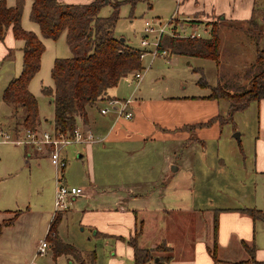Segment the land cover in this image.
<instances>
[{
  "label": "crops",
  "instance_id": "1",
  "mask_svg": "<svg viewBox=\"0 0 264 264\" xmlns=\"http://www.w3.org/2000/svg\"><path fill=\"white\" fill-rule=\"evenodd\" d=\"M59 1L89 3L91 0ZM169 1H172L174 9L168 15L169 18L171 16L175 18L176 31L179 30L177 27L181 30L189 27L196 31L201 27L205 37L208 38L211 23H216L217 34L221 39L223 38L221 35L226 30L237 27L242 30V27L249 25L250 21L256 26L253 15L264 2V0ZM30 5L31 0H29ZM23 18L22 11V21ZM150 20L160 22L156 19ZM227 24H230L228 28H226ZM247 38L249 40V36ZM257 41L258 46L264 49L261 47L260 36ZM246 44H250V41ZM22 46L23 41L14 39L11 31L8 30L3 41H0V63L14 60L16 65L15 57L18 54L20 70ZM9 50L11 54L6 57ZM127 76L120 81L127 79ZM115 87L108 89L104 98L100 100L101 106L97 107L99 121L90 114V110L96 108L95 105L86 107L85 117L76 118L78 127L90 130L95 136L93 143L80 144L72 151L76 152L77 159L84 158L88 153L92 174L88 173L86 180L78 181V184L87 182L86 185H78L84 189L85 195L71 199L70 203L68 201L66 210L56 213L53 211L51 214L52 218L53 215L59 214V221L55 227L57 238L73 246L82 257L94 252V264H100L99 259L102 264H133V250L125 241L134 235L136 229L140 230L137 238L138 248L155 249L160 246V250L153 255L156 257L155 261L169 256L168 261H163V264H264V220H262L264 214L259 205L252 203L240 207H227L226 204L219 203L211 206L209 202L210 207H200L201 194L205 190H213L216 183L214 179H210V172L218 168L219 172L223 173L226 168L224 157L217 154L209 156L205 152L206 149L204 150L206 142L213 137L209 129L213 130L216 123L193 127L217 115L214 104L207 102L209 104L203 106L204 103L189 102L194 104L187 105L183 102L173 103L158 99L150 103L140 97H131L133 112L131 120L116 118L112 113L99 114V109L104 107L106 99L119 98V94H108L109 90ZM257 106L264 108V99L258 101ZM203 107H206V111H203ZM23 117L20 115L19 121L12 120L4 127L8 129L11 127L12 131L16 123L20 124ZM48 125L51 126V121H48ZM39 127L41 128L40 122ZM186 141L196 142L195 144L201 145L203 150L199 151L195 146L197 150L180 151L182 145L183 148L193 146V144L186 145ZM94 144L97 146H92ZM93 147L102 155L109 154L112 158L115 156L110 164L121 165L116 171L115 168L110 170L111 174L115 173V178L110 180L107 177L95 178ZM25 152L27 151L24 148L23 155ZM62 155L67 162L68 154L62 150ZM248 155H251L254 173L264 174V139H260L257 135L253 141V151ZM40 157L48 159L45 155ZM64 172V169L60 175L56 172V177L62 184L67 179L62 174ZM219 189L226 192V179ZM250 206L256 208L253 210L260 211L262 218L253 217L244 211L245 208L252 209ZM19 214L13 222L21 216ZM75 221L78 225H82L81 231L87 228L92 237L101 241L102 252L99 256L87 245L82 244L84 249L80 248L81 242H77L76 233L73 232ZM49 224L45 228V235ZM86 240L89 241L90 237L87 236ZM47 245L48 249L53 250L49 242ZM244 245L253 250L252 256ZM163 248L167 251H163ZM46 254L47 249L44 255ZM62 259L66 262L64 263ZM49 260L48 264L74 262L77 264L72 256L54 255L53 251Z\"/></svg>",
  "mask_w": 264,
  "mask_h": 264
},
{
  "label": "rangeland",
  "instance_id": "2",
  "mask_svg": "<svg viewBox=\"0 0 264 264\" xmlns=\"http://www.w3.org/2000/svg\"><path fill=\"white\" fill-rule=\"evenodd\" d=\"M13 1L5 0L6 5L13 4ZM109 1L113 2L115 0ZM116 1L121 2L124 0ZM29 7V0H25L24 18L23 21L21 20L22 27L24 30L37 35L44 46V51L40 59V68L31 78L28 90L37 102V115L41 125V128L37 129L48 130V121H52L54 109L49 96L43 92V89L53 87L50 71L54 59L69 58L71 53L65 42V34H61L57 40L46 39L40 35L38 26L29 21ZM259 7V10H256L253 15V20L257 23L256 26L252 23V25H244L245 27H242V30L239 27L226 30L221 35L223 38L219 37L217 47L219 65L217 67L211 59L185 56L175 52L170 53L166 58L158 55L151 58L148 55L140 61V72L142 74L140 82L136 83L135 80H132V76H127V79L119 81L115 87L116 89L109 90L108 94H119L120 99L140 97L150 103H153V100L156 99L173 103L183 102L187 105L194 104L189 102L204 103L203 106L211 103L214 104L216 114L225 115L226 103L222 100L207 99L209 89L202 88L198 84V80L202 76L210 86H214L217 82L218 70L221 69L228 71L229 75L238 74L237 76H230L237 77V84H246V77L249 78L250 74L256 71H248L255 49L254 39L251 41V38H256L259 34L262 39L261 47L264 48V2ZM173 9L172 1L169 0H136L134 4L130 1L122 2L118 8V19L113 34L116 38H123L130 46L138 48L142 36L143 22L156 19L164 24L169 19L168 13L172 12ZM111 12V4L105 3L99 15L108 17ZM229 25L227 24L226 28ZM177 29L181 31L179 27ZM181 32L189 35L193 30L185 27ZM197 32L203 39L206 38L201 27L197 28ZM249 35L252 37L248 40L247 36ZM147 41L150 42L148 49L153 51L151 44L154 40L148 37ZM249 41L250 44H246ZM256 48L260 49L259 46ZM15 58L17 59L16 65L14 60L10 62L6 60L2 64L0 63V264H48L50 261L49 256L53 250L47 248L46 255H38L34 248L41 241L48 242L44 239V231L51 221V214L54 211L57 170L51 165L49 159L46 157L39 158L42 155L48 157V148L38 151L34 150L31 145L16 146L13 143L4 141L3 137V134L6 133L11 140L17 134L14 131L15 126L11 131V127L8 129L4 125L11 123L12 120L13 122L15 120L19 121L20 115L24 116L25 114L24 110L20 108L16 119H13L10 116V109L1 100L2 90L5 88L6 83L20 74L21 68L20 70L18 68L20 57L17 54ZM230 79L232 78H229L228 81ZM100 104L101 101H97L95 103L96 108L90 110V114L97 121L100 120L97 111V107L101 106ZM205 108L203 107V111H206ZM263 110L262 106H257V102H251L244 110L234 114L233 121L224 124L215 122L216 127H213V130L209 129L213 132H211L213 137L206 142L204 150L206 149L205 152L209 156L217 154L224 157L226 168L223 173H220L218 168L210 172V179H214L216 183L213 190H205L201 194L200 207H210L209 202H211V206L219 203L226 204L227 207H240L253 203L259 205L262 214H264V174L254 173L251 155H248L253 151L254 138L258 135L260 139H264ZM76 127L80 128L77 125ZM18 130H21V128ZM236 133L239 134L238 140L234 137ZM19 134H22V132H19ZM195 143L186 141V145L193 144V146L191 148H185L184 146L183 148L182 145L179 150L184 152H191L193 149L197 150V148L199 151L203 150L201 145ZM78 145L80 144H71L63 149V152L67 153L68 156L64 168L65 172L62 174L67 178L64 184L69 187L86 185V181H84L85 184H78V181L81 179L86 180L88 173L92 174L88 153L85 154L84 158L77 159L75 158L76 152H72ZM92 146L96 147L97 145ZM95 147H93L95 178L104 179V177H107L109 180L115 178V173L111 174L110 170L115 168L116 171L121 165H111L110 161L114 160L115 156L112 158L109 154L107 156L102 155L98 153V149ZM24 148L30 154V157L23 155ZM119 157H121L120 154ZM58 173L60 175V170ZM225 179L226 192H223L219 188ZM68 201L70 203L71 199ZM250 208L256 209L253 206H250ZM18 210L21 216L15 222L13 220L12 223H9V219ZM262 220H264V217ZM81 227V224L78 225L76 221L73 222V232L76 233L77 242H81L80 248H83L82 244L87 245L90 247L89 249L95 250L99 256L102 252L100 248L101 241L92 237L87 228L81 231ZM87 236L90 237L89 241L86 240ZM62 261L66 262L65 259H62ZM99 263L102 264L100 259Z\"/></svg>",
  "mask_w": 264,
  "mask_h": 264
},
{
  "label": "trees",
  "instance_id": "3",
  "mask_svg": "<svg viewBox=\"0 0 264 264\" xmlns=\"http://www.w3.org/2000/svg\"><path fill=\"white\" fill-rule=\"evenodd\" d=\"M125 1L134 4L136 0L108 1L107 3L112 6V12L108 17H101L99 12L105 4L104 0H91L89 3L31 0L29 21L38 26L43 38L57 40L64 33L65 42L71 53L69 58L54 59L50 71L53 87L43 89L54 109L51 121L54 131L63 135L71 134L76 127V118L85 117L86 107L95 105L104 98L108 89L115 87L122 78L141 68L138 48L130 46L125 40L121 41L113 34L118 19V8ZM23 6L24 0H14L12 6H7L5 0H0V41H3L8 30L14 39L23 41L20 74L9 80L1 94V100L10 108V116L13 119H16L20 108L25 112L20 124L16 123L14 127L16 132L20 128L35 130L39 126L37 102L28 90V85L40 68V59L44 51V46L37 35L21 27ZM251 37L249 35V39ZM258 38L259 34L256 38H251V41L254 39L255 49L248 71H256L252 72L249 78L246 77V84H237V77L230 76L238 74L229 75L228 71L221 69L218 70L214 86H210L202 76L199 78L198 84L209 89L206 98L224 101L226 112L225 115L217 114L207 122L193 127L209 126L214 122L219 124L231 122L236 112L244 110L251 102L264 99V49L256 48L258 41L255 40ZM218 41L217 25L211 23L208 38H178L165 35L160 40V47L165 48L168 55L175 52L185 56L211 59L217 67ZM10 54L9 50L6 57ZM229 78L232 79L228 81ZM29 156V153L25 152V157ZM244 211L253 217L262 218L258 210L245 208ZM19 213L20 211L14 212V216L8 222L12 223ZM58 221L59 214L53 215L45 235L53 254L70 255L77 264H94V252L82 257L73 246L57 238L55 227ZM139 235L140 230L136 229L134 235L125 241L133 250V264H163V261H168L169 256L155 261L153 253L158 252L160 246L155 249L138 248ZM244 248L252 256L253 250L245 245ZM163 251L167 250L163 248Z\"/></svg>",
  "mask_w": 264,
  "mask_h": 264
},
{
  "label": "built area",
  "instance_id": "4",
  "mask_svg": "<svg viewBox=\"0 0 264 264\" xmlns=\"http://www.w3.org/2000/svg\"><path fill=\"white\" fill-rule=\"evenodd\" d=\"M175 18L171 16L166 23L162 24L158 21L145 20L143 22L142 36L139 40V54L138 58L141 61L144 57L150 55L151 58L161 56L166 58L168 51L160 47V40L163 36L168 35L171 37L179 38H198L199 33L193 30L192 33L186 35L184 32L176 31L174 29ZM148 37H151L154 41L152 42L153 51L148 49L150 42L147 41ZM141 69L131 73L132 80L136 83L140 82L142 74ZM132 98H118V99H106L104 107L99 109V114L106 115L112 113L116 118H122L124 120H131L133 117L132 112ZM16 132V131H15ZM22 132V134H19ZM4 141L15 144L16 146L31 145L34 150H41L48 148V159L51 165L60 172L66 166V160L62 155V150L71 144H91L95 141V137L90 130H83L81 128H74L71 134L63 135L59 132L54 131L52 125L48 130H27L21 129L17 131L11 140L8 134H3ZM85 195L84 189L81 187H69L62 184L59 178H56V189L54 195V213L64 211L68 208V200ZM48 245L45 241H41L36 246V254L44 255Z\"/></svg>",
  "mask_w": 264,
  "mask_h": 264
},
{
  "label": "water",
  "instance_id": "5",
  "mask_svg": "<svg viewBox=\"0 0 264 264\" xmlns=\"http://www.w3.org/2000/svg\"><path fill=\"white\" fill-rule=\"evenodd\" d=\"M104 3H107V0H104ZM120 40L123 41L124 39L120 38ZM234 137L238 140L239 134L238 133L234 134Z\"/></svg>",
  "mask_w": 264,
  "mask_h": 264
}]
</instances>
